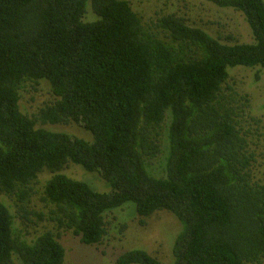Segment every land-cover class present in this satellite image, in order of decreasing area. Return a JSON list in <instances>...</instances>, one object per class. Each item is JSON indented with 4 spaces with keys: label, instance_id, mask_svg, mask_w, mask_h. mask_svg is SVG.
Wrapping results in <instances>:
<instances>
[{
    "label": "trees",
    "instance_id": "16d2710c",
    "mask_svg": "<svg viewBox=\"0 0 264 264\" xmlns=\"http://www.w3.org/2000/svg\"><path fill=\"white\" fill-rule=\"evenodd\" d=\"M207 1L241 13L253 42L174 14L144 21L125 0H0V264H64L61 232L100 246L130 203L142 225L160 211L179 220L175 264H264L257 132L229 82L236 67L264 69V0ZM43 82L53 101L23 112L27 84ZM71 125L92 140L47 128ZM33 217L54 228L31 238ZM117 264L163 263L134 249Z\"/></svg>",
    "mask_w": 264,
    "mask_h": 264
},
{
    "label": "rangeland",
    "instance_id": "374dc122",
    "mask_svg": "<svg viewBox=\"0 0 264 264\" xmlns=\"http://www.w3.org/2000/svg\"><path fill=\"white\" fill-rule=\"evenodd\" d=\"M132 9L144 20L149 21L157 16L174 14L187 20L192 27L204 29L215 38L223 41H238L252 43L253 36L244 16L232 9H223L207 0H125ZM230 85L240 95L250 98L249 124L252 131L257 132L255 143L258 147L259 163L258 179H264V69L236 67L230 71ZM53 101L50 95V85L43 82L37 89L27 84L22 93L21 110L29 114H37L45 105ZM60 132H69L80 138L92 140L90 133L79 125L48 126ZM156 162V161H155ZM154 168L160 170V160L154 163ZM67 176L83 180L95 191L109 192L111 186L96 173H89L76 165L68 166L64 171ZM49 175V174H45ZM48 177H41V183ZM41 186V185H39ZM40 189V187H38ZM112 213L109 220L113 222L110 235L100 246L85 245L71 233L61 232L60 243L65 249L64 264H117V259L128 251L142 249L156 257L163 264H175L172 254L173 242L181 229L179 220L169 212L160 211L144 219L145 225L134 209L128 206ZM43 204L39 198L34 199L31 207L36 212L42 210ZM133 206V205H132ZM134 207V206H133ZM43 211V210H42ZM34 221L39 220L33 217ZM126 225L123 230V225ZM38 226V225H37ZM28 228L31 238L42 232L43 226L53 229L47 221L39 222V226Z\"/></svg>",
    "mask_w": 264,
    "mask_h": 264
}]
</instances>
